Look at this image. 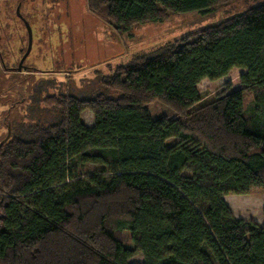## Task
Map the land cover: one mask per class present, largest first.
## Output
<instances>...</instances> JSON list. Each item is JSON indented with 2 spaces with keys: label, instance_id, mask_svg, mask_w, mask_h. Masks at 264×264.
Masks as SVG:
<instances>
[{
  "label": "trees",
  "instance_id": "obj_1",
  "mask_svg": "<svg viewBox=\"0 0 264 264\" xmlns=\"http://www.w3.org/2000/svg\"><path fill=\"white\" fill-rule=\"evenodd\" d=\"M229 1L87 6L127 32ZM234 68L244 70L240 87L198 105L197 86ZM98 83L102 90L86 96L60 87L41 98L37 86L22 121L11 123L0 147V264H264V222L235 218L223 200L264 195V5ZM154 102L175 117L152 120L146 106ZM40 103L50 115L34 120Z\"/></svg>",
  "mask_w": 264,
  "mask_h": 264
},
{
  "label": "rangeland",
  "instance_id": "obj_2",
  "mask_svg": "<svg viewBox=\"0 0 264 264\" xmlns=\"http://www.w3.org/2000/svg\"><path fill=\"white\" fill-rule=\"evenodd\" d=\"M30 2L37 7L32 25L36 30L33 32V47L40 48L43 43H48L56 60L53 69L58 71L52 75L37 77L40 79L39 85L43 86L40 90L41 98L53 94L60 87L61 90L67 88L68 93L78 96L90 90L100 92L102 89L98 83L99 78L110 75L117 67L129 65L137 57H151L167 43L235 14L264 5V0H232L205 15L199 13L168 15L160 23L137 26L124 32L90 13L87 0H30ZM51 51L42 54L47 57L45 61L49 62ZM243 73L244 70L234 68L227 76L217 81L203 80L197 86L200 96L198 105L213 101L227 85H230L232 90L239 88V79ZM26 77L29 78V75L26 74ZM32 84L33 82L26 88L30 90L29 97L34 96V93L31 94L34 87ZM8 90L9 85L0 82V95L3 99L1 102L6 104L10 97ZM37 90L39 91V88ZM106 94L113 99L118 96L111 91H107ZM29 97L26 95V105ZM250 102L251 99L247 96L245 109ZM44 109L43 103H40L33 119L50 115ZM146 109L152 120L162 116L175 117L169 108L158 102L149 104ZM22 116V108H17L10 114L7 113V105L0 103V140L6 135V124L3 122L6 119L14 122L13 119L17 118L18 121H22ZM81 120L86 126H93L94 118L91 112L84 111ZM175 141L170 140L167 144H173ZM223 200L235 218L263 224L262 193L255 191L247 196L229 195Z\"/></svg>",
  "mask_w": 264,
  "mask_h": 264
},
{
  "label": "flooded vegetation",
  "instance_id": "obj_3",
  "mask_svg": "<svg viewBox=\"0 0 264 264\" xmlns=\"http://www.w3.org/2000/svg\"><path fill=\"white\" fill-rule=\"evenodd\" d=\"M36 8L30 0H0V82L9 85L10 94L7 104L1 102L3 99L0 95V103L7 105V113L10 114L17 108L23 110L30 105L29 101L33 96L29 97L30 90L26 88L32 82L33 89L40 86V79L37 77L58 72L53 69L56 60L50 45L43 43L40 48L33 47V32L36 30L32 25ZM47 51H51L49 62L45 61L46 55L42 56ZM26 95L30 98L27 105ZM11 123L13 122L10 119L3 122L6 124V135L0 142L11 134Z\"/></svg>",
  "mask_w": 264,
  "mask_h": 264
},
{
  "label": "water",
  "instance_id": "obj_4",
  "mask_svg": "<svg viewBox=\"0 0 264 264\" xmlns=\"http://www.w3.org/2000/svg\"><path fill=\"white\" fill-rule=\"evenodd\" d=\"M10 135L8 134L6 138L0 142V147L9 139Z\"/></svg>",
  "mask_w": 264,
  "mask_h": 264
},
{
  "label": "crops",
  "instance_id": "obj_5",
  "mask_svg": "<svg viewBox=\"0 0 264 264\" xmlns=\"http://www.w3.org/2000/svg\"><path fill=\"white\" fill-rule=\"evenodd\" d=\"M259 226H262L263 224H258Z\"/></svg>",
  "mask_w": 264,
  "mask_h": 264
}]
</instances>
